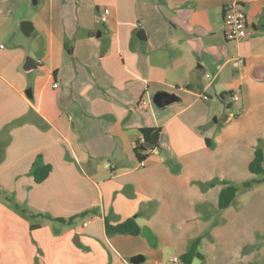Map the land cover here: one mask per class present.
Here are the masks:
<instances>
[{"label": "crops", "instance_id": "obj_1", "mask_svg": "<svg viewBox=\"0 0 264 264\" xmlns=\"http://www.w3.org/2000/svg\"><path fill=\"white\" fill-rule=\"evenodd\" d=\"M230 4L248 23L236 43ZM0 45V264H161L140 235H106L104 218L131 217L169 260L214 227L204 264L264 260V183L217 209L223 184L252 178L257 148L264 168V0H0ZM144 128L162 152L141 167ZM37 164L51 166L39 184ZM84 212L30 230L29 215Z\"/></svg>", "mask_w": 264, "mask_h": 264}, {"label": "trees", "instance_id": "obj_2", "mask_svg": "<svg viewBox=\"0 0 264 264\" xmlns=\"http://www.w3.org/2000/svg\"><path fill=\"white\" fill-rule=\"evenodd\" d=\"M160 132L161 131L159 128L141 129L140 133H141L142 143L151 144V148L146 150V152H143L141 150L140 144L135 148L134 153L139 162L146 160L150 155V153H152L153 151L162 152V148L159 142ZM262 163H263V152L260 148H257L254 152L253 159L248 166V171L252 175V178L243 182L240 186H235L227 183L223 184L218 196L217 209L219 211L227 209L237 198L240 191H248L251 188H253L255 185L264 183V168L262 166ZM50 172H51V166L49 165L37 164L34 165L31 170L33 180L36 184L43 182L47 178ZM5 198L6 201H8L13 205V208L16 211H19L22 214L26 213L24 209L14 204L10 197H5ZM84 215H86V212L78 216L69 218L67 220L63 218H51L44 214L29 215L30 230L38 229L40 227L41 220H52L58 223L70 224L74 221V219L82 217ZM104 229L107 236H113V235L139 236L141 228L136 223L135 218L131 217L118 224H111L107 218H104ZM204 234L192 240L189 243L186 252L178 258L180 264H191L193 259L195 258L203 260V256L199 253L198 247L204 236L209 237V232H206L205 235Z\"/></svg>", "mask_w": 264, "mask_h": 264}, {"label": "built area", "instance_id": "obj_3", "mask_svg": "<svg viewBox=\"0 0 264 264\" xmlns=\"http://www.w3.org/2000/svg\"><path fill=\"white\" fill-rule=\"evenodd\" d=\"M109 17L108 11H103L100 14V20L102 22H105ZM223 28H224V34L226 40L230 42H239L240 40H243L247 34H248V23L246 15L243 11V9L238 4H230L224 8L223 12ZM0 48H3L2 45H0ZM243 64V61L241 59H236L234 61V65L241 66ZM54 87H57L55 84ZM203 100H208L207 96L203 95L201 96ZM232 100L234 101V98L232 97ZM142 108H146V103L141 102ZM239 114V112H236V116ZM142 143V138H141ZM143 144V143H142ZM157 152V151H153ZM139 166H144V161H141L139 163ZM86 225V224H84ZM170 264H179V259L177 257L171 258Z\"/></svg>", "mask_w": 264, "mask_h": 264}, {"label": "water", "instance_id": "obj_4", "mask_svg": "<svg viewBox=\"0 0 264 264\" xmlns=\"http://www.w3.org/2000/svg\"><path fill=\"white\" fill-rule=\"evenodd\" d=\"M19 25H20L21 32L25 36H28L30 31H31V23L28 21H22V22H20ZM33 65H34V61L31 58H26L25 63L23 65V70L25 72H29L32 69V67H35ZM26 95L28 97H30L29 90L26 92ZM214 121H216V120L214 119ZM142 148H143V150H147V149L151 148V144L143 143ZM140 236H141V238L145 239V241L147 242V244L150 247H155L156 236L152 233V231L148 227H146V226L141 227ZM143 261H144V258L141 255L132 256L129 259L130 264H140Z\"/></svg>", "mask_w": 264, "mask_h": 264}, {"label": "rangeland", "instance_id": "obj_5", "mask_svg": "<svg viewBox=\"0 0 264 264\" xmlns=\"http://www.w3.org/2000/svg\"><path fill=\"white\" fill-rule=\"evenodd\" d=\"M20 38H23L22 40H27V38L26 37H20ZM0 200L1 201H3V196L2 195H0ZM4 202V201H3ZM88 215H84V216H82V217H87ZM82 220V218L80 217V218H78L77 220H76V223L78 222V221H81ZM219 220H220V217H216L215 219H214V221L213 222H215V223H217V222H219ZM215 229V227L214 228H211V230L210 229H207V232H209V235H210V233H211V231H213ZM202 234H204V232L202 233ZM205 234H206V231H205ZM204 234V235H205ZM264 237V236H263ZM262 239V241L261 240H257L258 242H263L264 243V238H261ZM209 243H210V241H209V237H206V236H204L203 237V239H202V241H201V243H200V245H199V247H198V251H199V253L203 256V260H200V259H197V258H195V259H193V263L192 264H204V262H205V260H204V255H205V249H206V247H208V246H206V245H209ZM261 246H264V245H261ZM148 248H149V250L150 251H152L154 254L156 253V252H158L159 250H162V253L164 254V260L161 262V264H170V260H169V257L173 254L172 253V250H170V248L168 247V246H159L158 244H157V238H156V245H155V247H150L149 245H148ZM187 248H188V246H187ZM254 248V247H253ZM252 248V249H253ZM180 264V263H179ZM260 264H264V260H262V262L260 263Z\"/></svg>", "mask_w": 264, "mask_h": 264}]
</instances>
